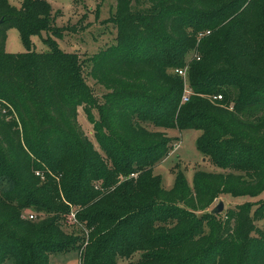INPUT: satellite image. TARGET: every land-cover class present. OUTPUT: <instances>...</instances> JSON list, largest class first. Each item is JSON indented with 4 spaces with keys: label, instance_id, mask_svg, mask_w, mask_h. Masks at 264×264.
Instances as JSON below:
<instances>
[{
    "label": "trees",
    "instance_id": "1",
    "mask_svg": "<svg viewBox=\"0 0 264 264\" xmlns=\"http://www.w3.org/2000/svg\"><path fill=\"white\" fill-rule=\"evenodd\" d=\"M113 17L114 44L80 61L49 37L46 0H0V264L74 251L80 264H264V201L211 211L264 192V0H117ZM11 29L22 54L5 51ZM167 131L200 132L220 172L190 186L176 170L164 189L153 171L178 142Z\"/></svg>",
    "mask_w": 264,
    "mask_h": 264
},
{
    "label": "rangeland",
    "instance_id": "2",
    "mask_svg": "<svg viewBox=\"0 0 264 264\" xmlns=\"http://www.w3.org/2000/svg\"><path fill=\"white\" fill-rule=\"evenodd\" d=\"M12 7L18 8L22 0H8ZM52 8L55 21L52 26L59 30L60 36H52L51 40L58 45L59 49L68 54L75 53L80 57V61H85L97 54L101 50L106 49L114 44L116 37V29L113 25L114 12L117 0H46ZM48 35L42 33L41 38L34 37L32 39V49L36 53H45L48 51L41 39H45ZM5 51L8 54L16 55L25 52V48L20 39L19 33L15 29H11L7 33ZM88 69L85 70V80L88 86L93 90L94 94L101 98L106 90L98 86L87 75ZM78 124L85 136L94 144L92 125L87 121L82 108L78 109ZM167 135L174 141V146L167 158L158 165L153 174L159 176L162 180V186L166 190H170L174 183V173L181 170L191 186L193 175L196 171L208 173H219L220 170L213 165L204 161V158L196 150L195 141L200 135L196 131H167ZM264 201V192L258 197H237L225 195L220 197L211 211L218 205L223 204V211L219 216H223L229 208L235 205H241L246 202L256 203ZM27 214V213H26ZM69 225H71L69 223ZM65 233H71L72 228L64 227ZM79 253L70 252L67 254H54L49 257V264H80ZM138 255H135L132 262L136 261ZM130 261H121L118 264H129Z\"/></svg>",
    "mask_w": 264,
    "mask_h": 264
},
{
    "label": "built area",
    "instance_id": "3",
    "mask_svg": "<svg viewBox=\"0 0 264 264\" xmlns=\"http://www.w3.org/2000/svg\"><path fill=\"white\" fill-rule=\"evenodd\" d=\"M206 35H209L208 31L205 32V33L199 34L198 38L200 39V38H202V37H204ZM174 73L183 80L184 93H183V97H182L181 103H186V102H188V99H189V97H190V95L192 93L191 90L188 88L187 83H186L187 68H185V69H177V70L174 71ZM214 100L220 101L221 97L218 96L217 98H214ZM72 218L74 219V215H72ZM29 219H33V216H29Z\"/></svg>",
    "mask_w": 264,
    "mask_h": 264
},
{
    "label": "water",
    "instance_id": "4",
    "mask_svg": "<svg viewBox=\"0 0 264 264\" xmlns=\"http://www.w3.org/2000/svg\"><path fill=\"white\" fill-rule=\"evenodd\" d=\"M223 211V204L219 202L218 205L212 210V214L219 215Z\"/></svg>",
    "mask_w": 264,
    "mask_h": 264
}]
</instances>
